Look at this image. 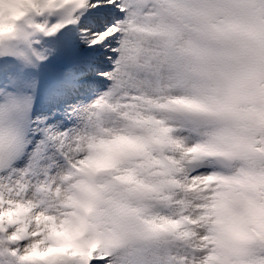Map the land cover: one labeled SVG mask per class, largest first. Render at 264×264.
<instances>
[{
	"label": "snow or ice",
	"instance_id": "1",
	"mask_svg": "<svg viewBox=\"0 0 264 264\" xmlns=\"http://www.w3.org/2000/svg\"><path fill=\"white\" fill-rule=\"evenodd\" d=\"M0 264H264V0H0Z\"/></svg>",
	"mask_w": 264,
	"mask_h": 264
}]
</instances>
